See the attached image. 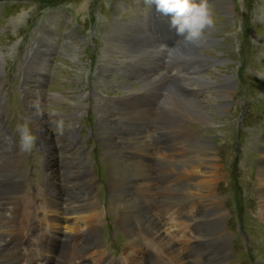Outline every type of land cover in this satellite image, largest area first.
<instances>
[{
  "label": "rangeland",
  "instance_id": "rangeland-1",
  "mask_svg": "<svg viewBox=\"0 0 264 264\" xmlns=\"http://www.w3.org/2000/svg\"><path fill=\"white\" fill-rule=\"evenodd\" d=\"M0 1H6V6H8L6 9L9 11L5 20H0V58H4L3 62L0 60V128H2L1 133L3 134H0V141L12 142L13 146H19L18 129L23 125L30 128L35 135L34 147L29 152H21L22 158L19 161L25 169L24 172L29 176L28 179H31L29 185L25 184L29 189L33 187L35 193L42 189V181L44 180L42 171L44 172L46 157H49L48 172L54 177L57 176L56 180L59 183H64L69 177V185H83V182L78 180L81 179L80 177L83 176L84 172H91L95 179L96 208H98L97 212L101 214V220L99 219L101 250L110 257L120 258L128 251V245H126L128 241L119 228V203L114 199L109 189L110 171L113 168L108 164L105 151H121L119 148L121 139L123 140L121 132L130 134L129 130L133 126L142 130H148L150 127L152 130L151 147L158 148L157 137H159L163 152L169 150L168 154L172 156L175 155L173 153L176 151L177 154L180 153L182 142L190 143L183 140L185 139L184 131H187L189 135H192L193 140L198 142V144L194 143L195 151L200 152L203 157L207 155V150L199 146L202 141L209 140L216 146L221 180L218 181L215 191L218 193L217 196L224 208L223 210H225L223 211L226 217L225 231L229 236L228 248L231 250L228 264H264V217L261 215L258 181V171L264 169V0L209 1L214 30L212 33L205 31L203 37L210 35L214 39L213 42H217L213 44L202 40L199 44L192 45L196 49L187 48L182 53L179 51L182 46L179 45V48L173 52L171 63H180L176 68L173 65V71L177 72L178 77L182 79L175 81L176 84H173V89L166 98L160 97L158 92L169 85L168 78L163 74L158 77L148 76L140 82L134 83L131 78L123 73L122 66H130L136 70L135 62L140 63L139 65L145 68L151 67L158 71L154 63H158L159 58H161L163 64L165 52L158 44L147 41L143 35H137L131 30L138 24V19L135 16L130 17L131 14L126 13L123 16L124 19H120L121 12H126L122 9L121 4L115 6L114 23L119 25L110 24L112 15L109 10L112 9V4H115V0H106L98 10L99 18L102 20L99 19L101 22L99 21V25H96L93 31L87 30V15L90 13L89 10L94 0L92 3H90L91 0H73L60 7L56 5L45 6L41 2L42 0ZM228 4L232 7V12L229 14L225 13L223 7H227ZM251 5H254L255 10L249 15L248 20L246 13ZM50 15H53L57 23V38L55 37L56 28L50 22L53 30L49 40L59 41L61 36L59 30L68 31L67 36L70 37L75 48L72 47L71 50L69 42L66 40L62 50L53 51L50 56L48 79L39 85L33 73L36 70H44L42 59L34 54V47L27 50L21 55V63L18 65L24 72L23 80H21V76L12 69V65L19 61L21 51L19 39L25 35L24 28L26 25H35L38 20L42 21ZM9 21L11 27L8 26ZM65 21H68L66 28L62 26ZM112 29L115 31L110 33ZM47 30V27H43L40 38L38 37L36 40L37 46L44 40ZM244 35L248 38H243ZM91 40L95 41L97 52L100 54L98 60L100 70L105 68L111 71L108 65L109 55L111 60L116 58L115 54L118 55L117 57L126 55L128 58H117L114 71L108 73L105 76L106 79L101 78V74L97 76L98 81L93 94L94 100L91 97L89 101L85 96V86L92 79H96L91 77L90 72L92 70L88 66L91 48L89 42ZM61 42L59 41V45ZM112 42L116 47H121L119 51L112 48ZM49 44L52 43L49 42ZM48 50L49 48H47ZM121 50H123L122 53ZM194 50L200 57H197ZM73 52L75 55L72 54ZM102 54L104 56H101ZM74 56L77 58L75 59ZM133 56L141 58L145 56L146 60H140ZM33 63L35 64L33 65ZM117 66L120 72H116ZM224 77L233 78V83L236 85L235 88L230 89L231 98L226 100L224 99L226 97H223L220 92L223 89L219 86L227 84V78ZM201 79H206L211 83H216V85L214 87L212 85L208 87L205 84L200 86L197 80ZM101 81L106 84H102ZM42 87L44 96L42 95ZM117 90L123 92H116ZM144 90H151L149 93L152 94L153 105L157 99H165L164 103H160L161 106L163 105L161 109L157 110L153 106L147 107L143 100ZM42 98L44 100L38 101ZM125 98H129V101L124 102L123 99ZM188 101L195 107L207 108L215 122L211 123L210 126L199 119L189 117L187 115V108L190 106ZM140 102L143 103L142 107L139 105ZM77 105L78 107H76ZM79 105L83 106V111L80 114H78L81 107ZM223 105H227L225 112L218 108ZM106 120L110 123H116L114 125L107 124ZM2 124L4 125L2 126ZM4 126H6L5 129ZM71 126L78 129L75 130L74 135L70 134ZM132 133L140 137L146 135L142 131L133 130ZM102 139L108 144L104 145ZM170 144L173 146L171 147ZM153 148L150 151L155 154V148ZM43 151L46 154H43ZM130 154H134L137 159L142 160L138 157L144 155L145 152L131 153L130 151L127 157ZM2 156L4 153L0 151V157ZM131 156L133 158V155ZM4 159L7 162L8 159ZM149 172H151L150 177H156L157 181H160L159 184L156 181L152 182L154 192H171L170 196H167L168 202L177 204L180 208L186 206L185 204L193 203V200H187L189 196L186 195L184 189H187V185L179 184L184 181L181 182L179 179L175 186L177 189L174 188L171 191L169 189L174 185H170L163 178L161 179L157 169L151 171L150 168H144V173ZM97 174H101L105 180L97 178ZM108 178L109 184L107 183ZM102 182L107 183V185L102 184ZM150 182L151 180L149 183L146 181L141 183L150 184ZM155 198L160 204L159 196L156 195ZM44 199L43 201L46 203ZM41 200V197L36 199L37 202H41ZM28 209L32 210L31 208ZM38 212L35 211L30 220H27L25 234L19 245L23 249H26L25 246L28 245L27 239L36 242L39 237L38 234L48 231L47 226L40 224L43 220H40ZM163 214L168 216L166 210ZM134 218L141 222L139 214L133 215ZM28 227L32 228L29 229ZM146 241V245L151 244L148 245V248H151L152 251L157 250L156 243ZM195 243L198 244L196 241ZM10 248L15 251V247H9L5 252L0 251V257L5 259L7 253H14L8 251ZM196 249L199 253L200 248ZM154 251L153 253H155ZM222 257L224 258V256ZM37 259H41V257ZM29 262L30 260L25 263L28 264Z\"/></svg>",
  "mask_w": 264,
  "mask_h": 264
},
{
  "label": "bare ground",
  "instance_id": "bare-ground-1",
  "mask_svg": "<svg viewBox=\"0 0 264 264\" xmlns=\"http://www.w3.org/2000/svg\"><path fill=\"white\" fill-rule=\"evenodd\" d=\"M230 6L229 4L227 7L223 6L225 13L229 14L232 12V7ZM116 25L119 24L116 23ZM213 30L214 28L210 26L206 31L212 33ZM113 31L115 30L112 29L110 33ZM202 40L206 43L213 44L217 42L214 43V39L210 35L204 36ZM111 46L112 48H116L117 51L121 48L116 47L113 42ZM192 49H196V47L193 46ZM194 51L197 53L196 50ZM74 57L75 59L77 58V56ZM197 57H200L198 53ZM0 60L3 62L4 58L1 57ZM108 65H111L110 61ZM116 72H120L118 66ZM108 73H111L109 69L102 68L100 70L101 78L106 79L107 77L105 76ZM224 78H227V84L219 86L223 89L220 92L223 94V97H226L224 98L226 100L231 98L230 89L235 88L236 85L233 83V78ZM197 81H199L200 86L205 84L208 87L211 85L214 87L216 85V83H211L206 79ZM103 82L101 81L102 84H106ZM188 103H190V106L187 108V115L189 117L192 116L196 120L199 119L208 125L215 122L211 116V112L207 108L195 107L189 101ZM79 106L81 107L78 110V114L83 111V106ZM225 106L227 107V105H223L218 108L220 111L225 112ZM170 112L169 114H171ZM106 122L107 124L113 125L116 123H110L107 120ZM76 129L75 126L72 127L70 134L74 135ZM133 130L136 132L142 131L146 135L143 137L134 135L132 133ZM151 131L150 127L148 130H142L141 128L133 126L129 130L130 134L121 132L123 136L121 146L119 147L121 151L112 152L107 150L104 153L107 155L108 164L113 168L110 171V191L114 199L119 203V228L128 241L126 244L128 245V251L124 253L125 259H122L119 264H228L231 250L228 248L229 236L225 231L226 217L223 212L225 210H223L224 208L217 196L218 193L215 191L219 183L218 181L221 180L220 165L215 149L216 146L209 140L202 141L199 146L207 150V155L203 157L200 152L195 151L194 143L198 144V142L194 141L192 135H189L187 131H184L185 139L183 140L190 143L182 142L179 154L176 151L173 153L175 155L169 156V150L163 152V149H161L160 151L162 153L156 147H154L155 154H152L150 151L153 148L151 147L152 144L150 141L152 139ZM103 144L106 145L108 143L103 142ZM170 146L172 147L173 144H170ZM0 150L1 153H4V156L0 157V251H4L2 249L9 247H15V251L12 248L8 249L9 252L14 253H7L5 259L0 257V264H26L25 262L28 260H30L28 264H37L38 257L44 258L45 261L52 264H89L88 259L93 264H113L112 261H108L106 253L101 250L99 234V219L101 220V214L97 212L98 208H96L95 179L92 173H83V176L80 177L81 179L78 180L83 182V185H69V177L66 178L64 183H59L56 180L57 176L54 177L53 174L48 172L49 157H46L44 172L42 171L44 173L42 189L35 193L33 187L29 189L25 185H29L31 179H28L29 176L24 172L25 169L19 162L22 158L19 146H13L12 142H4L1 140ZM130 151L131 153L145 152V154L139 156L138 158H142V160H139L134 154H130L127 157ZM43 154L46 153L43 151ZM131 155H133V158H131ZM4 158L8 159L7 162L4 161ZM144 168H150L151 171L157 169L160 172V175H158L161 179L163 178L170 185H174L170 187L169 190L171 191L176 188L175 186L179 179L181 182L184 181L179 184L187 185V189L184 188L186 195L189 196L187 200H193V203L185 204L186 206L180 208L177 204L168 202L167 196H170L171 192H154L152 182L156 181L159 184L160 181L158 182L156 177H150L151 172L144 173ZM150 180L151 182L148 184ZM142 181L148 183H141ZM258 181L259 200H261L262 208L261 215L264 217V169L258 171ZM26 187L27 189H25ZM156 195L160 198V204L156 201ZM39 197L42 198L41 202L36 201ZM165 210L168 216L163 214ZM35 211L36 213L39 211L40 220H43L40 224L47 226L49 230L46 233L38 234L39 237L36 242L27 239L28 245L27 247L25 246L26 249H23L19 245L25 234L27 220H30V217ZM132 214H139L142 224L137 218L133 219ZM149 236L151 238H148ZM146 240L157 244V250H153L155 253H153L151 248H148V245L151 244H145ZM196 248H200L199 253H197L198 250ZM48 256H53V260ZM34 257L37 258L35 259Z\"/></svg>",
  "mask_w": 264,
  "mask_h": 264
},
{
  "label": "clouds",
  "instance_id": "clouds-1",
  "mask_svg": "<svg viewBox=\"0 0 264 264\" xmlns=\"http://www.w3.org/2000/svg\"><path fill=\"white\" fill-rule=\"evenodd\" d=\"M156 11L171 16V27L176 30L181 42L197 45L203 39L204 32L213 24L208 0H146ZM162 48H168L161 45ZM175 48V47H174ZM19 148L21 152H29L35 145L36 137L26 125L18 129Z\"/></svg>",
  "mask_w": 264,
  "mask_h": 264
}]
</instances>
